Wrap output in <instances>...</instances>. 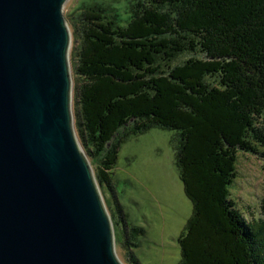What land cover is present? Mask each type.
<instances>
[{
  "label": "trees",
  "instance_id": "16d2710c",
  "mask_svg": "<svg viewBox=\"0 0 264 264\" xmlns=\"http://www.w3.org/2000/svg\"><path fill=\"white\" fill-rule=\"evenodd\" d=\"M126 4L121 20L92 5L78 30L72 24L74 129L98 188L115 196L110 174L129 137L176 131L179 179L192 204L180 264H264L263 240L230 197L238 154L264 149V0ZM115 202L116 240L120 232L127 264H140L130 249L144 230L128 232Z\"/></svg>",
  "mask_w": 264,
  "mask_h": 264
},
{
  "label": "water",
  "instance_id": "95a60500",
  "mask_svg": "<svg viewBox=\"0 0 264 264\" xmlns=\"http://www.w3.org/2000/svg\"><path fill=\"white\" fill-rule=\"evenodd\" d=\"M67 0H0V264H123L74 129Z\"/></svg>",
  "mask_w": 264,
  "mask_h": 264
},
{
  "label": "rangeland",
  "instance_id": "374dc122",
  "mask_svg": "<svg viewBox=\"0 0 264 264\" xmlns=\"http://www.w3.org/2000/svg\"><path fill=\"white\" fill-rule=\"evenodd\" d=\"M126 3L127 0H67L62 14L70 34V68V55L75 44L72 24L77 29V19L92 5L106 7L110 11V20L111 16L119 13L121 20L127 15L126 5H129ZM186 58V55L180 56L173 64H180ZM71 78L73 87L72 73ZM178 141L176 131L158 128L129 137L121 145L116 166L110 174L115 196L112 198L104 189H99L113 230L114 224L119 222L115 205L117 200L128 223L127 231L133 226L144 230L138 238L139 247L130 249L140 264H180L178 240L192 217V204L179 179L175 156ZM260 151L258 155L238 154L237 177L230 187V197L237 211L264 243V149ZM118 233L116 240L114 232L115 253L123 264H127V250L120 243Z\"/></svg>",
  "mask_w": 264,
  "mask_h": 264
},
{
  "label": "bare ground",
  "instance_id": "6f19581e",
  "mask_svg": "<svg viewBox=\"0 0 264 264\" xmlns=\"http://www.w3.org/2000/svg\"><path fill=\"white\" fill-rule=\"evenodd\" d=\"M73 92V91H72Z\"/></svg>",
  "mask_w": 264,
  "mask_h": 264
}]
</instances>
